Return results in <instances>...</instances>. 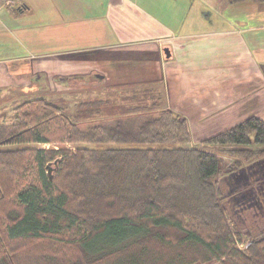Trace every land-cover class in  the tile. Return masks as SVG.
<instances>
[{
  "label": "trees",
  "instance_id": "trees-1",
  "mask_svg": "<svg viewBox=\"0 0 264 264\" xmlns=\"http://www.w3.org/2000/svg\"><path fill=\"white\" fill-rule=\"evenodd\" d=\"M15 90L0 97V264H264V231L245 242L238 199L224 205L217 153L262 158L264 120L198 142L210 151L153 88L122 90L120 103L78 89L75 111ZM44 241L72 259L26 260Z\"/></svg>",
  "mask_w": 264,
  "mask_h": 264
},
{
  "label": "crops",
  "instance_id": "crops-1",
  "mask_svg": "<svg viewBox=\"0 0 264 264\" xmlns=\"http://www.w3.org/2000/svg\"><path fill=\"white\" fill-rule=\"evenodd\" d=\"M3 32L0 97L32 81L75 97L102 89L91 97L117 103L122 90L153 88L193 143L250 115L264 120V2L0 0V41Z\"/></svg>",
  "mask_w": 264,
  "mask_h": 264
},
{
  "label": "rangeland",
  "instance_id": "rangeland-1",
  "mask_svg": "<svg viewBox=\"0 0 264 264\" xmlns=\"http://www.w3.org/2000/svg\"><path fill=\"white\" fill-rule=\"evenodd\" d=\"M4 1V0H1ZM13 2H18L19 0H11ZM5 4V3H4ZM4 7H7L4 5ZM8 8V7H7ZM6 35L3 32L2 34V40L0 41V59L6 58L9 55V50L6 47L5 44ZM55 60V59H51ZM45 61V60H44ZM99 66L97 68H101V62H98ZM50 68H53L54 61L49 62ZM1 67V66H0ZM32 69H30V73L27 74V76L32 75L35 76L37 72H35V66H31ZM22 72V68H20ZM96 71V68L93 69ZM58 78V77H57ZM55 78L54 80H51L53 84H56L58 79ZM25 81V80H24ZM23 83V81H16V84ZM10 86V85H9ZM20 89H16L14 94L18 95L17 100L23 97H30V96H41L44 98H47L48 100L53 101L54 103H62L61 100H58L60 98H64L62 100H67V104L62 105L65 109L67 107L68 109H72L75 111V105L74 103H70L72 99H70V96L73 95V92L71 90H51L48 85H43L42 82L37 83L35 81H32L29 84L20 85ZM77 87V86H73ZM26 88V89H25ZM10 92L12 91V88H9ZM102 89L99 90H89L85 92L86 95H99L101 93ZM26 95V96H24ZM74 96V95H73ZM118 98V97H116ZM115 98H112V102L115 101ZM46 145L45 147H47ZM67 146V145H66ZM70 146V145H68ZM197 148L204 149V150H210L213 151L217 149V147L214 145H209L205 143H198ZM219 157L222 160V166H224V169L222 171L221 176L225 175L223 177V180L225 182V186L222 190L224 193L223 195L226 197L224 201V205L226 208H230V205L227 203L229 198H237L238 202L234 200L235 209L232 213L233 215L239 214L241 218H243L244 222L246 221V225L242 226L243 232V238L244 241L247 242L250 239V234L257 232L264 231V156L256 161L248 162V160L242 159L241 153L237 152H231V153H222L217 152ZM236 160V163H235ZM225 171H227L225 173ZM237 202V203H236ZM227 203V204H226ZM250 220L249 224H254L256 228L251 229L249 225L247 224V221ZM245 228V229H244ZM27 251H24V255L26 257V260L29 258V254H31V257L38 253L41 255L42 253L51 254L55 253V258L57 260H66L68 258H71V253L66 252L67 258H61L60 254L57 252V248L51 241H44L42 243H32L28 247H26ZM36 248V252H34V249ZM56 251V252H55ZM29 253V254H28ZM200 264V263H195ZM203 264H217L215 261H209Z\"/></svg>",
  "mask_w": 264,
  "mask_h": 264
},
{
  "label": "water",
  "instance_id": "water-1",
  "mask_svg": "<svg viewBox=\"0 0 264 264\" xmlns=\"http://www.w3.org/2000/svg\"><path fill=\"white\" fill-rule=\"evenodd\" d=\"M163 51H164V54H165L166 57L169 56V53H170V52H169V50H168L167 47L164 48Z\"/></svg>",
  "mask_w": 264,
  "mask_h": 264
}]
</instances>
